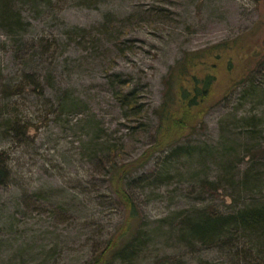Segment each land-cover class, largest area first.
Here are the masks:
<instances>
[{"label":"rangeland","instance_id":"1","mask_svg":"<svg viewBox=\"0 0 264 264\" xmlns=\"http://www.w3.org/2000/svg\"><path fill=\"white\" fill-rule=\"evenodd\" d=\"M21 11L29 22L22 34L9 36L0 28V85L36 73L40 88L29 86L7 102L0 92V114L14 105L28 124L18 137L5 135L0 125V149L9 152L12 171L10 183L0 187V264H91L123 221V210L89 141L98 139L103 149L114 145L121 159L137 157L152 141L153 110L168 69L187 51L256 37L252 30L264 17V0H38ZM101 24L110 30L102 33ZM74 27L93 28L94 38L80 39ZM110 72L128 76L139 90L145 129L126 127ZM256 80L254 96L235 93L207 112L190 153L169 162L167 178L129 185L147 236L126 264H264L244 242L185 246L175 227L182 210L211 205L227 211L264 200V70ZM252 115L255 137L247 134L245 120ZM250 169L260 181L245 193L238 186ZM203 177L219 182L218 189H201Z\"/></svg>","mask_w":264,"mask_h":264},{"label":"trees","instance_id":"2","mask_svg":"<svg viewBox=\"0 0 264 264\" xmlns=\"http://www.w3.org/2000/svg\"><path fill=\"white\" fill-rule=\"evenodd\" d=\"M36 1L0 0V28L6 35L16 37L26 30L29 22L22 17L21 9L25 4ZM100 26L102 33L110 30L105 24ZM253 28L256 37L251 34L236 36L195 51H187L168 69L162 82V100L153 110L156 122L152 141L137 157L124 160L115 154L114 145L109 144L103 149L96 146L98 139L89 141L91 157L104 161L108 189L123 210V221L107 238L91 264H111L115 259L126 264L137 258L145 246L147 235L139 227L140 211L133 194L128 191L129 185H153L167 178L170 175L169 162L183 153H190L193 134L204 123V117L212 107L238 92L242 97L254 96L258 92L260 88L256 78L264 70V17ZM72 33L80 39L94 38L93 28L74 27ZM221 73L226 75L222 82L219 81ZM107 77L110 90L127 122L126 127L145 129V105L139 101V90L122 73L110 72ZM37 81L36 73H25L22 82L3 80L0 85L1 97L7 102L8 99L23 95L29 86L35 92L37 87L40 88ZM65 98V95L62 96V101ZM6 111L0 114L2 133L13 137L24 134L28 124L19 118L16 106ZM245 120L247 134L255 137L258 133L254 123L256 116H248ZM131 121H136V124H129ZM156 154L163 155L147 168ZM9 162V152L0 149V187L11 181ZM140 170L142 172L133 176L134 172ZM258 180L259 176L250 169L238 188L245 193L251 189L257 190L254 182ZM218 183L203 177L198 179L197 185L201 189L215 191ZM180 215L181 220L175 227L179 232L178 240L183 245L199 244L206 248L220 245L230 248V242L234 245L244 242L260 258L264 257V251L260 248L264 247V200L227 211L205 205L191 211L182 210ZM158 264L170 263L161 260Z\"/></svg>","mask_w":264,"mask_h":264}]
</instances>
